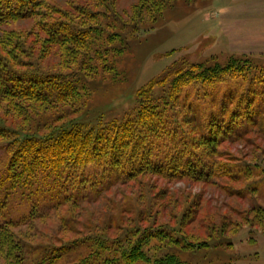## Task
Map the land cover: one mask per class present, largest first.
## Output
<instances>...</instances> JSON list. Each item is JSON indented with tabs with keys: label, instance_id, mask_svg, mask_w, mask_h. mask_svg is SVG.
<instances>
[{
	"label": "trees",
	"instance_id": "1",
	"mask_svg": "<svg viewBox=\"0 0 264 264\" xmlns=\"http://www.w3.org/2000/svg\"><path fill=\"white\" fill-rule=\"evenodd\" d=\"M112 1L115 0L68 1V5H62L55 0H0V26L37 19L36 29L44 35L39 40L42 53L55 46L58 50L52 52L61 56L55 70H26L25 59L31 56L38 37L31 43L18 30L4 31L0 36V112L6 115L0 116V139L7 141L5 153L9 155L7 164L0 169V264H27L29 254L36 252H41L36 264H56L80 249L85 252L77 253L73 264H186L169 248H210L218 242L219 235H226V231L233 234V230H227L229 221L222 220L220 226L209 224L207 238L184 232L187 213L179 219L174 215L176 225L153 224V206L167 192L152 194L151 187V206L146 211L127 210L131 209L128 202L134 198L145 202L146 191L118 207L113 204L114 210L109 207L102 221L89 218L81 223L78 207L86 202L92 204L114 186L141 183L149 175L168 181L188 179L216 184L224 178L235 182L233 177L254 174L252 167L257 170L264 165L260 143L256 147L263 153L251 162L220 150L226 141H240L252 134L264 139V76L260 75L258 84H250L240 95L235 82L236 89L229 86L217 96L211 95L209 101L208 92L202 90L203 96L197 92L196 103H189V86H213L253 69L251 61L235 57L224 64L174 63L155 84L163 86L161 92L155 93L153 84L141 91L139 108L121 121L91 128L78 123L54 125L44 134L36 131L20 136L22 126L18 125L25 122L16 125L7 116L30 121L55 112L58 116L53 123L63 120L83 97L81 89H85L83 77L67 69L74 65L83 72L88 67L95 72L105 70L108 54L124 52V42L122 49L104 47L107 41H114V36L105 38V29L97 27L101 21L98 9ZM175 1H134L132 24L143 22L146 16L155 23ZM69 11L77 17L69 15ZM72 19H78V23ZM259 72L264 74V70ZM180 109H186L185 120L180 118ZM259 181L264 183V179ZM251 186L246 187L258 190V185ZM18 200L30 205L28 212L17 217L11 211ZM259 208L252 212L255 217H264L263 208L256 211ZM51 213L60 218L59 231L77 235L32 246L20 228L31 227L34 221ZM127 213L134 215L126 217ZM190 219L189 222L195 219L193 214ZM153 239L159 241L160 247L152 252Z\"/></svg>",
	"mask_w": 264,
	"mask_h": 264
},
{
	"label": "rangeland",
	"instance_id": "2",
	"mask_svg": "<svg viewBox=\"0 0 264 264\" xmlns=\"http://www.w3.org/2000/svg\"><path fill=\"white\" fill-rule=\"evenodd\" d=\"M68 1L81 2V0H55L56 3L59 2L62 5H68ZM134 1L137 0H115L98 9L101 21L97 27L105 29V38L110 35L114 36L112 37L114 41H107L104 47L120 49L124 42V52L108 54L106 62L104 61L107 66L105 70L98 69L95 72L94 69L88 67L83 72L81 68L77 69L74 65L67 69V71L71 70L72 74L83 77L82 82L85 89H81L84 91L83 97L75 102L74 109H69V113L63 120L53 123V119L58 116L55 112L53 115L49 113L29 118L30 121L14 120L7 116L9 122L14 121L13 124L18 125L25 122L18 125L22 126L19 132L21 137L36 131L44 134L54 125L61 127L66 124L70 125V123H78L91 128L121 121L125 116L137 111L141 91L159 82L174 63L211 65L219 61L224 64L234 57L253 63V69L250 72L246 70V72L235 74L233 78H228L225 82L213 86L201 84L189 86L190 104L196 103L194 95L197 92L203 96L202 90H206L208 92L206 99L209 101L211 95L217 96L229 86L236 89L235 82H238L237 95H240L250 84L255 87L260 75L264 76L262 72H259L264 70V53L262 52L264 47L257 48L255 41L258 36L253 39L239 35L233 38L227 37L224 34L223 25L218 24L216 20L215 7L225 5L224 2L221 4V0H176L165 9L155 23L151 21L150 16H146L143 22L132 24L135 23L130 17L131 5ZM68 14L77 17L71 11ZM36 20L6 23L0 26V36L4 31L18 30L22 31L31 43L38 37L31 56L25 59L26 70L43 71L49 68L55 70L60 65L61 56L55 55L52 51H57L58 47H49L45 53H42L43 45L39 40L44 39V35L36 29ZM72 20L78 23V19ZM249 32L253 33V30ZM66 67L68 68L67 63ZM162 88L160 84L155 85L154 92L160 93ZM4 115L1 111L0 116L5 117ZM179 115L182 120L188 118L186 109H180ZM257 135L252 134L240 141H226L220 150L243 158V162H251L257 155L263 153L258 151L256 143H260L264 148V139H259ZM250 139L255 142H251ZM5 142L7 141L0 139V169L7 164L9 159V155L5 153ZM251 170H254V174L233 177L235 182L224 178L216 184L188 179L168 181L149 175L141 183L114 186L92 204L87 202L80 204L77 209L78 220L83 221L81 223L89 218L102 221L109 207L114 210V205L118 207L143 191L147 193L146 201L139 203L134 198L128 202L127 206L131 209L127 210L132 212L145 208L146 211L151 206V200L148 199L150 198L149 187L153 191L152 194L165 190L167 193L163 194L164 196L156 206H153L156 213L151 219H154L153 224L169 222L176 225L174 223L181 215L187 213L188 220L184 226V232L189 234L193 233L201 238H207L208 225L214 223L220 226L222 220L229 221L230 225L227 230L230 232L233 230V234L226 231V235H219L218 242L210 248L198 250L169 248L182 262L186 264H264V217L262 215L255 217L252 212L253 208L256 209L259 206L264 209V183L259 181L264 179V165L257 170L252 167ZM247 185L251 188L253 187L251 185H258V190L251 191L247 189ZM29 205L30 203L26 200L15 201L11 211L13 216L18 217L28 212ZM62 214L64 215L63 212ZM175 214L178 216L176 220ZM192 214L195 219L189 222ZM132 215L134 214L127 213L125 216L131 217ZM147 215L148 213H145L144 217L146 218ZM147 222L145 224H148ZM59 224L60 218L51 213V216L37 219L31 227L25 226L19 231L25 234L27 238L24 239L32 243V246H40L53 239L66 240L77 235L75 232L59 231ZM150 247H152V252L159 249V241L153 239ZM164 250L166 249H162ZM84 252L81 249L71 252L56 264H73L74 256ZM40 257L41 252L29 254L27 264H36Z\"/></svg>",
	"mask_w": 264,
	"mask_h": 264
},
{
	"label": "crops",
	"instance_id": "3",
	"mask_svg": "<svg viewBox=\"0 0 264 264\" xmlns=\"http://www.w3.org/2000/svg\"><path fill=\"white\" fill-rule=\"evenodd\" d=\"M215 7L216 20L223 25L227 37L236 35L256 38L255 44L264 47V0H221ZM253 30V33L249 31ZM243 39V37H241ZM264 53V50L262 51Z\"/></svg>",
	"mask_w": 264,
	"mask_h": 264
}]
</instances>
